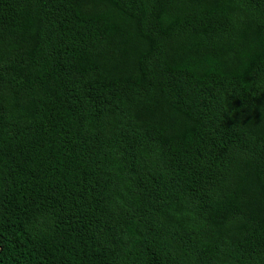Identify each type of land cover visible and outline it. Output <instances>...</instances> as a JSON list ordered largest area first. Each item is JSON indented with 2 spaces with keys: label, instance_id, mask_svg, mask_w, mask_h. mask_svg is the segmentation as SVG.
<instances>
[{
  "label": "trees",
  "instance_id": "16d2710c",
  "mask_svg": "<svg viewBox=\"0 0 264 264\" xmlns=\"http://www.w3.org/2000/svg\"><path fill=\"white\" fill-rule=\"evenodd\" d=\"M0 264H264V0H0Z\"/></svg>",
  "mask_w": 264,
  "mask_h": 264
}]
</instances>
